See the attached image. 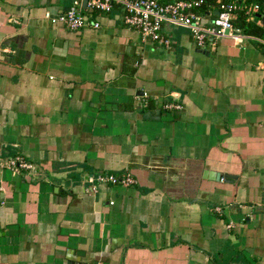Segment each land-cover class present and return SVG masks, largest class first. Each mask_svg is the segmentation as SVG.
Wrapping results in <instances>:
<instances>
[{
	"label": "crops",
	"instance_id": "obj_1",
	"mask_svg": "<svg viewBox=\"0 0 264 264\" xmlns=\"http://www.w3.org/2000/svg\"><path fill=\"white\" fill-rule=\"evenodd\" d=\"M73 1L0 0V264H264V35L46 17Z\"/></svg>",
	"mask_w": 264,
	"mask_h": 264
},
{
	"label": "built area",
	"instance_id": "obj_2",
	"mask_svg": "<svg viewBox=\"0 0 264 264\" xmlns=\"http://www.w3.org/2000/svg\"><path fill=\"white\" fill-rule=\"evenodd\" d=\"M244 1L223 2L218 0L215 4L218 15L207 21L204 20L201 13V8L206 5L205 0H87L85 8L90 12L105 14L111 13L115 7L120 8L123 23L128 28L136 30L142 42L153 41L168 45L169 41L161 33L164 25L186 28L191 32L195 44L202 48L207 41L214 45V40L224 36H230L234 41L241 39V31L234 25L237 16L240 12H244L248 20H256V15L260 13L261 9L260 4L244 7L242 6ZM82 2L83 0H74L69 10L64 14L51 18L47 13L46 17L52 24L61 25L71 32H79L86 27L98 30L100 23L90 21L87 16L82 14ZM165 108L173 107L166 105ZM174 108L180 109L179 106H174ZM7 168L14 171L30 169L31 165L20 156H16L8 160ZM97 180L125 186L134 183L133 178L128 174L121 178L113 175H100ZM92 191H95V187H92Z\"/></svg>",
	"mask_w": 264,
	"mask_h": 264
},
{
	"label": "trees",
	"instance_id": "obj_3",
	"mask_svg": "<svg viewBox=\"0 0 264 264\" xmlns=\"http://www.w3.org/2000/svg\"><path fill=\"white\" fill-rule=\"evenodd\" d=\"M205 1H206L207 5L208 4L212 5L215 0H205ZM221 1L226 2L228 0H221ZM248 3L260 4L261 5L260 15H264V7H263L264 0H248ZM204 8H205V6L203 7V9ZM203 9H202V11H204ZM245 20H246L245 15L239 14L237 20L234 22L235 27L242 29V31L247 33V34H252L255 36L263 37V35H264V22H263L262 28H257L255 25L248 23V22H245Z\"/></svg>",
	"mask_w": 264,
	"mask_h": 264
},
{
	"label": "water",
	"instance_id": "obj_4",
	"mask_svg": "<svg viewBox=\"0 0 264 264\" xmlns=\"http://www.w3.org/2000/svg\"><path fill=\"white\" fill-rule=\"evenodd\" d=\"M86 1L87 0H83V7H85ZM67 10H69V8ZM215 15H218V12L217 11L215 12ZM217 179H220V175H217Z\"/></svg>",
	"mask_w": 264,
	"mask_h": 264
}]
</instances>
